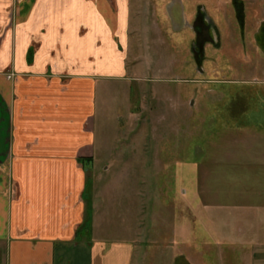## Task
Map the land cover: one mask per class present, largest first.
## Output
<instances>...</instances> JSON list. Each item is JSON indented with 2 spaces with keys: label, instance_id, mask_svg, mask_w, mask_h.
<instances>
[{
  "label": "rangeland",
  "instance_id": "1",
  "mask_svg": "<svg viewBox=\"0 0 264 264\" xmlns=\"http://www.w3.org/2000/svg\"><path fill=\"white\" fill-rule=\"evenodd\" d=\"M142 4L127 78L96 88L90 238L132 247L129 264H264L228 223L242 215L233 192L264 182V170L254 177L241 153L223 155L243 138L250 89L264 91V0ZM209 198L224 208L213 223Z\"/></svg>",
  "mask_w": 264,
  "mask_h": 264
},
{
  "label": "crops",
  "instance_id": "2",
  "mask_svg": "<svg viewBox=\"0 0 264 264\" xmlns=\"http://www.w3.org/2000/svg\"><path fill=\"white\" fill-rule=\"evenodd\" d=\"M143 1L0 0V264L131 261L132 247L84 228L85 163L96 145L97 84L127 78L132 17ZM248 94L243 138L227 142L223 155L231 162L241 153L256 164L253 175L264 170V91ZM252 180L233 192L243 196L242 215L228 223L246 236L241 246L259 252L264 182ZM209 202L213 223L224 208Z\"/></svg>",
  "mask_w": 264,
  "mask_h": 264
},
{
  "label": "trees",
  "instance_id": "3",
  "mask_svg": "<svg viewBox=\"0 0 264 264\" xmlns=\"http://www.w3.org/2000/svg\"><path fill=\"white\" fill-rule=\"evenodd\" d=\"M90 225H91V213H89V215L86 216V219H85V222H84V228L90 227Z\"/></svg>",
  "mask_w": 264,
  "mask_h": 264
}]
</instances>
